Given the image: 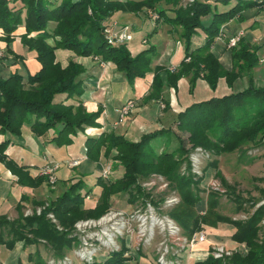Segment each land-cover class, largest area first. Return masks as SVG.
<instances>
[{
    "label": "trees",
    "instance_id": "trees-1",
    "mask_svg": "<svg viewBox=\"0 0 264 264\" xmlns=\"http://www.w3.org/2000/svg\"><path fill=\"white\" fill-rule=\"evenodd\" d=\"M182 1L0 0V41L6 44V51L12 54L10 46L18 38L19 46L34 52L39 64V69L27 74L26 78L17 71L9 72L5 78L0 77V165L10 172L18 186L28 189L44 184L49 186L43 175H31L33 167L20 165L6 154L12 145L11 138H21L24 126L37 138L52 132L49 143L56 147L70 145L77 130L84 132L87 128L99 127L97 120L101 110L87 112L81 102L85 88L81 78L84 69L74 62L62 67L56 61V50L71 51L82 58L96 57L122 73L130 86L137 78L142 79L153 72L144 103L160 98L164 86L175 88L181 77L189 78L190 84L203 79L215 89L221 77H225L231 87L234 80L245 76L248 81L245 89L189 104L177 114L174 125L179 132L187 134L186 143L191 148L200 147L216 156L264 140V81L261 86H256L252 77L253 69L260 62L259 47L242 37L235 47L230 48V71H226L211 52L222 26L236 18L242 22L243 13L248 10L264 9V0H236L234 4L230 0L218 1L228 7L224 11H219L216 4L206 0H194L186 7H181ZM144 9L153 10L159 17L151 34H156L157 27L165 25L174 30L177 39L183 43L184 55L176 73H170L165 67H152L158 56L152 45L132 56L125 45L108 43L105 27L113 14H137ZM205 18L210 20L207 25L203 23ZM50 24H54L52 28ZM20 27L25 33L16 36ZM200 30L203 42L195 45ZM49 39L53 40V45L48 43ZM13 57L23 59L18 54ZM161 73L165 74V79L160 77ZM62 95L64 100L56 101ZM69 100L75 104L66 105ZM170 132L160 129L146 133L136 142L113 132L85 137L87 160L99 166L101 157L112 159L115 166L119 164L123 168L121 177L104 179L102 173L96 175L93 180L95 191L86 188L83 176L70 180L55 199L35 203L42 207L39 214L33 211L31 215H24L20 211L22 207L17 205V219L0 215V246L12 251L18 243L23 247L42 244L54 258H62L78 244L74 234L76 222L99 219L112 208L117 195L126 194L128 204H134L139 197H148L140 189L138 180L152 174L164 177L180 196V204L170 211L169 216L187 237L200 232L202 225H211L194 212L202 201L199 194L204 177L194 180L188 165L185 174L180 171L184 162L187 163L188 149L184 142L176 137L180 142L177 148L157 150L155 142ZM209 168L216 170L217 164L212 162ZM92 196L96 200L89 202ZM48 215L53 216L54 222ZM263 216L264 207L245 221L216 217L217 222L235 228L231 239L244 244L247 252H235L223 260L209 257L198 264H264V234L259 241V224ZM28 260L45 264L37 252ZM130 260L129 248L123 241L120 250L110 252L104 261H94L93 264H126Z\"/></svg>",
    "mask_w": 264,
    "mask_h": 264
},
{
    "label": "rangeland",
    "instance_id": "rangeland-1",
    "mask_svg": "<svg viewBox=\"0 0 264 264\" xmlns=\"http://www.w3.org/2000/svg\"><path fill=\"white\" fill-rule=\"evenodd\" d=\"M133 1H141V0H133ZM193 1L194 0H183L181 2V7H186L191 3H193ZM206 1L207 3L210 4H216L219 11H222V9H228V7L218 2L221 0H206ZM230 1L231 4H234L236 0H230ZM254 11H257L256 15L262 17L264 16V9H261L260 11L257 9H253L252 12ZM122 15H124V13L118 12L113 14L109 18L105 27L106 37L107 35L120 32L121 30L120 28L122 27H128L129 28L128 31L130 32L132 29L130 25L133 24V22H135V19H133L134 17L140 18V20H142V22L146 26L144 27V29L140 30L139 32H131L130 36L126 40H123L120 43H116L114 44V46L125 45L129 51L131 50V45L129 44L131 42H137L139 45H142V48L144 49L150 46L151 45L150 42H152V37L154 34H151V30L149 29L152 28L153 26L156 27V23H157L156 21L159 19L158 15L151 9H144L138 12L137 14H129L131 18H124L120 20ZM244 15L245 17H249L251 15V12L248 10L245 12ZM233 20H235L237 24L240 23V20L237 18ZM209 21H210L209 18H205L203 20V23L207 25ZM136 24L140 25L141 23L137 22ZM51 25L54 24H50V28H52ZM223 27L224 26H222L221 30H223ZM241 28L243 29L244 32L243 34H245V38L249 39L251 33L250 31L245 30L246 25L241 26ZM238 29H239L238 27L230 26V27H226V29L223 30V32L225 31L226 33L231 35L237 32ZM108 31L110 32V34ZM253 31L257 33L259 32L258 29ZM199 33L200 34L198 37L203 39V34H202L203 32L200 30ZM198 37L196 38V41L199 40ZM143 38H146V40L149 39L150 42L148 41L147 43H145ZM131 39L132 41H130ZM202 42L200 44H202ZM48 43L50 45H53V40L49 39ZM155 50L157 53L156 48ZM62 51H66L64 52L65 54H59L58 56H56L55 54L56 61L59 62L62 67H66L69 62H74L80 64L85 72L84 66L78 62L79 59L82 57H78L76 54H74L71 51H67V50H62ZM211 52L218 58L221 66L226 71H230L232 69L231 51L226 47V43L224 41L216 39ZM130 53L132 56L136 55L134 54V52L132 53V51H130ZM157 58L158 56L153 60V62ZM87 59L88 61L86 62V65L84 64L85 66H87L90 63L96 62L94 60H97L101 65H106L105 63L99 61V59L96 57L95 58L88 57ZM166 60L167 59L165 58L162 59L161 63L166 64L167 62ZM18 63L22 64L21 59L16 60L13 56L9 58L8 56L5 55V52L2 53V56L0 57V69H8V68L14 69L13 67L16 66V64ZM178 66L179 65H170L166 69L169 71L171 67H175L176 70L174 72L171 71L169 72L176 73ZM15 71L24 74L27 73V70L24 68L22 69V72H20L19 69H16ZM147 75L149 76L151 75L153 80L154 77L153 72ZM259 76L260 75H256V80L261 79ZM160 77L165 79V74L161 73ZM262 77L264 81V75ZM151 84L149 86V91ZM254 84L256 85L255 82ZM247 86H248V81L246 78L243 77L234 80L231 84V87L228 85L225 77H221L218 79L215 89L210 88L207 82L204 81L203 79H198L194 84H190L189 78L181 77L177 80L175 88H169L167 86H164V88H166L169 92H171V94L178 101V104L180 103L182 106V105L191 104L193 102H198L201 100H206L211 97H220L232 92H238L240 90L245 89ZM112 91H113L112 95L109 94L107 97H105L106 101H104L108 112L111 110L113 111V105H112L113 97H118L121 99V101H124L127 95L131 92V86L127 83L125 79L123 82L119 84L118 83L114 84L112 86ZM176 92L177 95H175ZM57 98L56 101H60ZM152 101H156V100H152ZM157 101H158L157 105L159 107L157 109H159L160 111H165L168 108L169 104L167 103V100H162V94L160 98L157 99ZM70 104H75V103L74 101L71 100L66 102V105H70ZM136 104L137 101H135L133 110H135ZM173 111H174L173 108H169L167 111H165L167 115L166 117H170V115L173 114ZM132 112L125 118V120L131 116ZM140 125H141L140 122L136 121L133 124V126L130 128L131 131L129 132V134L126 137L125 136L123 137L126 140L133 142L134 135H136L135 134L136 131L138 132L140 130ZM88 129L89 128H87L86 130ZM86 130L84 132L77 130L76 135L80 136L86 134L87 133ZM165 130H171V132L168 135L162 136L159 140L155 142V145L158 146L157 150L158 151H162L163 149L173 150L177 148L180 145V142L176 137H180V139L184 142L185 148L188 149V154L186 155L187 163L184 162V164L182 165V168L180 170L181 174L186 173V169H187L186 167L188 165L194 180L204 177L200 185L201 191L199 194L200 197L202 198V201L194 209L196 215L200 216L201 218H205L207 222H209L212 226H216L217 224L222 223V222H217L215 220L216 217H222L226 220H232V221H245L249 219L257 209L264 207V140L261 141L259 144L247 145L244 146L241 150H236L230 153H222L221 155L216 156L210 154L208 151L200 147L191 148L186 143L187 134L179 132L175 128V125L173 123L168 125V127ZM24 132H27L26 128L24 129ZM143 135H140L137 141ZM96 137H98V135ZM0 139H2V136H0ZM12 140L15 142L14 143L15 146L11 149V154L13 158H17L18 160L22 161V163L35 164V166L39 168L46 163L44 161L45 160L44 154H45L48 156L47 158L48 161L46 165L57 164L59 167V169L56 172L57 181L55 185L49 184V186H47L46 184H44L38 188L32 189L31 191L26 192V194L22 195V197L24 198L26 197V199L23 200L20 198L17 204L22 207L20 211L24 215H31L33 211H35L36 213L39 211L40 213L42 207L36 205L35 203L38 202L43 203V202H47L49 199H55L57 195L62 191L58 182V174L61 173L62 169L64 168L63 160L64 158H67L69 156L68 155L69 152H71L72 154L75 153V151L81 145L83 140L76 141V139H74L70 145L64 147H56L53 145L50 147L47 146L45 148L41 147L37 149L26 146L23 142V136L21 138H14ZM72 154L70 156H72ZM51 155L53 156L55 162L49 161ZM100 161H102V165L104 167L106 166L111 167L108 178L116 179V177L123 172V168L120 169L119 167L121 166L119 164L115 166L112 159H106L101 157ZM212 162H215L217 164L216 170L209 168V165ZM41 169L38 175H41ZM94 169H97L94 168V163H91L89 161H87L85 165L83 164L79 167L77 166L75 168L69 169L71 171L74 170L73 173L71 172V180H74L83 174L82 176L86 179V185H87L86 188L94 189L95 191L96 189L93 185L94 182L93 180L96 177V175L99 174V172L97 170L92 173L89 172V170L93 171ZM5 172L6 170L4 169V167L0 165V188L2 189L3 192L8 190V188L11 186V184L6 182V179L4 177ZM36 176L37 175H34L33 177ZM138 185L145 194H148V197H144V196L139 197V199H137V201L134 204H128L127 203L128 196L126 194L119 195L113 201L112 208L99 219H88V220L78 221V222H85L89 220L94 221L96 225L95 227L91 225L90 226L91 228H88L87 226L84 228V231L83 228L80 231H77L75 225L78 222H76L74 225V234L78 238V244L71 251L67 252L62 258H54L52 256V252L42 244L38 246L23 247L22 243H18L16 245V250L13 251V253L7 250L3 251L2 249H0V256H2L7 263H9L12 259L16 258V260H18L17 264H23L26 262V260L28 261L30 255H34L37 252L40 255V258L43 261H45V264H56L59 261H63L65 259L70 260V262H67V264H93L94 261L96 262L104 261L110 252L113 251L115 252L120 250L122 246V242L124 241V243L127 244V247L130 249L138 248V250L143 251L145 247H152L154 249L155 261H156L158 256L157 249L160 248L159 245L161 241L164 240V236L162 234L159 235L156 234L154 239L152 241H149L147 244L140 243L137 239V224H138L137 213L138 212L140 214L145 213L149 209H152L155 212V214L160 218L166 217L174 221L169 216V213L172 209L176 208L180 204V196L178 195V193H176V191L170 188L171 185L169 184L168 181L165 180L164 177L157 174H152L145 179H139ZM213 193H217L218 195H215ZM19 194L20 193H15V192L11 193L10 196L12 198L8 199L10 200L11 208L16 203L14 199L16 200L19 199ZM170 197L174 198L176 202L168 204L167 201L170 199ZM91 199H93V196ZM18 211L19 209L16 208V211L14 213L11 209V211L7 213L8 215H6V217L11 216L10 220H15L18 218L19 215ZM50 219L54 222L53 216ZM176 225L180 229L179 235L177 236L179 239H186V240L191 239L193 235L191 237H187L184 233V230L177 223ZM262 234H264V216L259 224V236H260L259 241H262ZM109 236H111L112 241L115 243L113 247L105 246V241L109 239ZM83 239L88 240V242L92 244L93 250H90V248H87V251L84 250ZM130 241H132V244L130 243ZM166 244L170 250V253L167 255V259L168 260L177 259L178 261L179 259L176 258V255L179 253V251H183L180 248L181 243L174 242L172 239H167ZM241 248L243 249L244 246L241 245ZM81 250H83L84 253L93 252V255L95 253V258L93 262L88 263L86 261L79 259L78 255L76 254V251H81ZM7 252L8 254H6ZM208 258H209V254L204 253L201 257V260H203L204 262ZM225 258L227 257H224L223 259ZM21 261L23 263H21ZM13 262L14 261H12V263ZM30 263H34V262H30Z\"/></svg>",
    "mask_w": 264,
    "mask_h": 264
},
{
    "label": "crops",
    "instance_id": "crops-1",
    "mask_svg": "<svg viewBox=\"0 0 264 264\" xmlns=\"http://www.w3.org/2000/svg\"><path fill=\"white\" fill-rule=\"evenodd\" d=\"M226 9H222L224 11ZM253 10V9H252ZM252 10H249L251 12V15L249 17H245V12L243 13V18L244 20L240 23L237 24L235 20H231L229 23L225 24L223 27V30L226 29V27L230 26H235L238 27V31L229 35L224 31V34L226 37H231L235 35L236 33L242 31L243 29L241 26L246 25L245 30L250 31V37L249 39L245 38V34H243V38H245L250 44L259 47V55H260V62L259 64L253 69L252 71V77L254 79V82L256 83V86H261L263 84V75H264V16H259L256 15L257 11L252 12ZM124 18H131L129 14H124L122 15L121 19ZM135 19V22L131 24V32H139L140 30L144 29L146 25L140 20V18H133ZM137 22L141 23L140 25L136 24ZM153 26V25H152ZM53 27V25H51ZM155 27L153 26L149 30L151 32L153 31ZM258 29L259 32H254L253 30ZM254 32V33H253ZM25 33V29L23 27L18 28L16 31V36L22 35ZM0 36H1V31H0ZM167 36V37H166ZM145 43L150 40H146V38H143ZM198 41L196 39L194 40L195 45H199L203 39L198 37ZM132 41V39L130 40ZM174 43V44H173ZM131 45V50L132 53L134 54L139 53L140 51L144 50L142 48V45H139L137 42H131L129 43ZM152 46H154L157 49L158 53V58L153 62V67L156 66H162V67H169L170 65H179L181 60L183 59L184 55V47L183 43L177 39V34L175 33L174 30H172L170 27L165 26V25H160L157 27V33L153 35L152 37V42H150ZM11 53H8L6 51V44L2 41H0V52L4 53L5 55L8 56L9 58L13 56L14 54L22 55L23 59L22 64L18 63L16 66H14V69H0V77L5 78L9 72H14L16 69H19L20 72H22V69H26L27 73H20L22 76L26 78L27 74H33L39 69V64L36 61L35 53L34 52H29L27 51L26 48H21L18 44V38L14 40V42L11 44ZM213 48V47H212ZM62 50H56L55 54L58 56L59 54H65ZM167 59L166 64L161 63L162 59ZM88 61L87 58H80L79 63H81L84 68L85 72L82 75V81L84 82V94L81 97V102L83 107L87 112H96L98 109L101 110V114L97 120V123L99 124V127L97 128H89L86 134L83 135H77L76 137L73 138L76 139V141H81V145L78 147V149L75 151V153L69 152V156L67 158H64V168L62 169L61 173L58 174V182L59 186L63 190L65 185L69 183L71 180V172L73 171L69 170L67 168L66 163L69 161H78L79 166L85 165V163L88 161L85 154H84V139L85 137H96L97 135L99 136L103 132H113L118 135L122 136H127L129 132L131 131L130 128L133 126V124L136 121L140 122V130L137 132L136 135H134V141L136 142L138 137L140 135L150 133L153 131H157L160 129H166L168 125L171 123H175L176 121V116L177 114L182 111L187 105H182L176 100V98L169 92L166 88H164L163 93H162V100H167L168 108L165 110L167 111L169 108H173V114L170 115V117H166L165 111H160L157 105L158 101H150L147 103L143 102V98L147 96L149 93V86L152 82V77L151 75H147L145 78L140 79L137 78L134 81L133 86H131V92L127 95L126 99L124 101H121L120 98L118 97H113L112 99V105H113V111L107 110L104 101L105 97H107L109 94L112 95V86L114 84H119L125 80L124 76L122 73L117 72L113 66L106 64V65H101L97 60H94L96 62L90 63L87 66L86 62ZM85 64V65H84ZM63 65V64H62ZM64 66V65H63ZM23 67V68H21ZM256 75H260L259 77L261 78L260 80H256ZM246 78L247 77H243ZM235 93V92H233ZM177 95V92L175 93ZM64 98V95L58 96L57 99L61 100ZM128 100H134L137 101L136 108L133 110L131 116L126 119L123 123L120 125H115V122L118 120V113H117V108H119L123 103L127 102ZM176 100V101H175ZM26 128L27 132H24V129ZM22 136H23V142L26 146H29L31 148H41V147H50L53 146V144L49 143V139L52 136V132H48V134L44 137L37 138L32 135L30 132L29 128L24 126L22 129ZM14 138H11V140ZM1 140V139H0ZM15 142L12 140V145L8 147L6 154L10 157H12L11 154V149L15 146ZM20 146V145H18ZM72 154V156H70ZM13 158V157H12ZM48 156L44 154V161L46 162L44 165L41 167L35 166V164L32 163H22V161L18 160L17 158H14L15 161L20 164V165H28L31 168V175H38L40 169L47 164L48 161ZM49 161L55 162L53 156L51 155L49 158ZM36 167V168H34ZM94 169L89 170L90 173L95 172L96 170L99 172V174L102 173L104 166L102 165V161L99 162V166L94 164ZM120 169L122 167H119ZM123 173V172H122ZM122 173H120L119 176L116 177L119 178L121 177ZM83 175V174H82ZM82 175H80L77 178H81ZM98 175V174H97ZM6 182L11 184V186L6 190L5 192L2 191L0 188V215H8L7 213L9 211H12L15 213L17 204L22 197V195L26 194V192L31 191L32 189L28 188H22L20 186H17L15 182V178L10 174V172L6 171L4 175ZM76 178V179H77ZM12 192L15 193H20L19 194V199L16 200L15 205L11 208L10 206V200L12 197L10 196ZM119 196V195H117ZM115 196V198L117 197ZM7 198V199H5ZM8 200V201H5ZM92 199L90 198L88 201L90 202ZM95 197H93V201H95ZM8 219H11V216L7 217ZM205 233V240L204 242H200L195 244L192 247H186L185 250L179 251V253L176 255V258L179 259L181 264H198L202 263L203 260H201V257L204 253H208L211 250L213 246L216 245H221L225 247L227 250L231 251L232 253L239 252L241 254H245L247 252V248L244 244H238L234 242L231 239V236L235 232V228L229 224H224L220 223L217 224L216 226L212 225H203L202 230ZM200 231V232H201ZM199 232L195 233L198 234ZM194 235V234H193ZM132 244V241H130ZM241 245L244 246V248H241ZM0 249L7 250L5 247L0 246ZM16 248L12 251H15ZM6 252V251H5ZM8 254V252L6 253ZM129 255L131 256V260L128 261L126 264H156L155 261V253L154 249L152 247H145L143 251L138 250V248H129ZM18 258V257H17ZM12 261H14L12 263ZM18 260L12 259L9 263L3 259L2 256H0V264H17ZM21 263H23L21 261ZM23 264H34L30 263V261L26 260L25 263Z\"/></svg>",
    "mask_w": 264,
    "mask_h": 264
},
{
    "label": "built area",
    "instance_id": "built-area-1",
    "mask_svg": "<svg viewBox=\"0 0 264 264\" xmlns=\"http://www.w3.org/2000/svg\"><path fill=\"white\" fill-rule=\"evenodd\" d=\"M120 32L114 33L111 35H107V41L109 44H116L120 43L123 40H126L129 36V28L128 27H122L120 28ZM109 32V31H108ZM110 34V32H109ZM243 36L242 31L236 33L235 35L231 37H226L223 30H221L220 36L217 38L218 40L224 41L226 43V47L228 49L233 48L237 45L240 38ZM2 56V53L0 52V57ZM176 69L175 67H171L169 71L174 72ZM135 101L128 100L127 102L123 103L119 108H117L118 113V120L115 122V125L120 124L125 120V118L132 112L134 109ZM79 165L78 161H69L66 163L67 168L72 169ZM59 169L57 164H49L41 169V175L46 177L48 180V183L50 185H55L57 181L56 172ZM111 167L106 166L103 168L102 171V177L104 179H107L110 174ZM176 200L172 197L167 201L168 204L174 203ZM39 213V211L37 212ZM137 239L140 243H148L149 241H152L156 234H162L164 236V240L160 243V248L157 249V259L156 264H180V261L177 259L168 260L167 255L170 253V250L166 244L167 239H172L174 242H179L180 248L182 250H185L186 247H192L197 243L204 242L205 240V233L203 231L199 232L198 234H194L191 239H179L177 236L179 235L180 229L176 225L174 221H172L169 218H160L155 214V212L152 209H149L145 213H137ZM50 218H52V215H49ZM103 220V219H102ZM101 220V221H102ZM95 227L94 221H85V222H78L75 225V228L77 231H80L83 228L88 226V228H91L90 226ZM83 247L84 250L87 251V248H90V250H93V246L91 243L88 242V240L83 239ZM115 243L112 241L111 236H109V239L105 241V246L107 247H113ZM115 248V247H114ZM83 251V250H81ZM76 251V254L78 255V258L86 261L88 263L93 262L95 258V253L93 255V252H81ZM232 252L227 250L225 247L221 245H216L211 248L209 251V257L213 258L214 260H221L224 257L231 256ZM67 262H70L69 259H65L63 261H59L56 264H67Z\"/></svg>",
    "mask_w": 264,
    "mask_h": 264
}]
</instances>
